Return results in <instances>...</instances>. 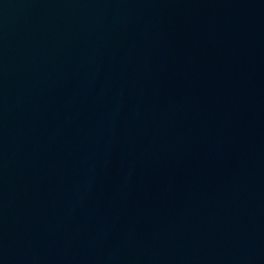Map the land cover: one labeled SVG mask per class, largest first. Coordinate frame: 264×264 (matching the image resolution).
Masks as SVG:
<instances>
[{"label": "water", "instance_id": "1", "mask_svg": "<svg viewBox=\"0 0 264 264\" xmlns=\"http://www.w3.org/2000/svg\"><path fill=\"white\" fill-rule=\"evenodd\" d=\"M0 264H264V0H0Z\"/></svg>", "mask_w": 264, "mask_h": 264}]
</instances>
